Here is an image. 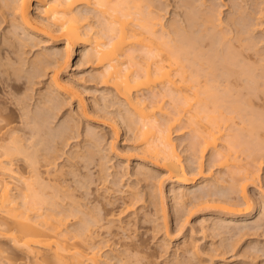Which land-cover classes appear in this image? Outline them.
Listing matches in <instances>:
<instances>
[{"label": "bare ground", "instance_id": "obj_1", "mask_svg": "<svg viewBox=\"0 0 264 264\" xmlns=\"http://www.w3.org/2000/svg\"><path fill=\"white\" fill-rule=\"evenodd\" d=\"M32 1L0 0V20L7 26L14 27L13 30L23 31L19 32H22L25 37L18 39L22 47L27 41L31 46L35 45V43L31 44V41L34 42L36 36L39 35L46 36L53 41L62 38L64 54L58 52L56 47L51 53L42 49L43 52L34 53L33 57H29L30 59H22L23 51H20L23 52L22 54L19 53L21 55L19 57H22L21 60L16 58L19 51L17 52L15 48L12 49L13 51L10 50L16 53V55L14 54L15 60L13 56L12 59L9 55L12 53H9V49L8 53L4 51L0 54V92L3 94L0 96V237L8 239L15 248L33 256L35 264H151L149 260H145L144 254H140L143 247H139L140 245L136 241H131L129 244L123 243L127 247L124 253L113 249V245L119 243L118 240H113V237L115 239L127 235L124 237L131 238L129 234H126L128 226L131 225H128L131 220L128 216L132 213V208L135 207L137 201H140L139 197L142 198V196H138V192L129 187V189H125L127 192L124 191V195L115 197L113 200L108 198L109 200L103 201L104 203H100V206H93L96 198L93 197L94 195L92 196L94 199L91 204L89 200L91 195L88 193L89 190L87 191L89 187H83L84 183L82 185L85 180L80 183V187H83L82 191H86L85 193L80 191L83 193L81 199L78 194L80 200L77 199V193L76 196L74 195L76 191L72 192L76 187H71L73 188L71 189L69 186L71 183L68 184L67 176L73 175L68 172L73 169L66 170L67 165L65 164L69 155H66L65 163L59 161L61 152H59L60 155L58 153V156L57 152L60 151V148L58 147V149L56 144L59 141L64 143H61L62 147L60 146L63 150V147L68 145V140L75 137L69 136V132L65 131L67 130L65 119L63 124L66 127L63 128L65 130L62 129V125L59 126V123L56 125L58 127H55L54 124V126L50 125L62 107L77 97V116L79 117L78 114H81L90 122L97 121L91 113L96 114L102 110L95 106L90 109L86 107L84 98L80 96L82 93L76 94L77 92L67 89L68 87L60 80L59 73L69 64L75 45H80L79 53L87 61L95 60L99 63L100 70L97 77L100 78L102 84L112 85L117 95L126 101L130 113L129 121L131 120V124L132 121L134 122L133 125H129L130 129L134 128V131L135 129L138 131L136 137L143 142V150L152 157L153 163L163 167L172 181L180 185L179 189L181 188V190L177 194L179 199L193 193L190 194L193 196L190 198L191 201L187 202L188 204L192 207L205 204L207 208L212 207L219 210L222 215L225 213L226 217L223 218L225 223L228 222L227 220L250 214L251 211H246V207L237 208L239 203L236 201H231L223 196L214 198L211 195L215 192L212 194L211 191H208L211 193L209 194L207 191H203L213 186L211 182L210 186H208L209 182L206 184L202 182L203 185L201 184L200 188L196 189L197 191L193 190L194 192L190 191L189 193L184 190L186 189L184 187L194 184L196 179L205 180L208 177L203 169L204 161L201 158L210 150L217 164L227 167L228 175L232 180L236 172H243L241 178L245 179L251 173V170L241 164L240 159L234 153L246 150L249 157L253 152V155L256 156L255 149L252 151L253 148L250 147V149L249 145L252 143H254L253 147L258 145V137L255 139V136L258 135L256 131L264 128V121H262L264 119L261 120L258 114L250 113L249 99L236 97L238 95L236 86L244 88L249 97L258 91L264 95V83L260 81L261 84H259L260 79L264 81V78H261L264 74L257 73L260 68L264 70L261 63L262 58L258 56L262 53L259 52L257 55L261 59L259 62V58H256V62H259L258 65L254 59L257 54L254 52L258 49L253 50L255 47H251L253 43L249 37L253 27L249 31L248 26L246 28L245 24L239 21L242 24L240 26L237 24L239 22H236L238 19L236 20V17L234 18L232 15L225 20L218 16L214 17L216 9L213 10L214 8L208 4L206 6L203 0V2H197L204 7H200L201 9H196L198 5L196 3L193 6L192 0H184L182 2L184 6L182 8L185 10L184 16L181 19L180 17L177 20L172 19L167 22V25L162 23L160 18L158 19V15L154 16L155 12L152 11V8H158L155 6L157 4L154 0H35L39 10L36 18H33L30 13ZM152 3H154V7L149 8ZM210 4L212 5V3ZM187 9L189 10L186 11ZM218 13H220L219 10ZM94 18L96 21H90ZM260 24L262 23L260 22ZM224 26L227 27L225 28L227 34L222 30ZM231 29L235 32L234 35ZM11 30L9 31L11 32ZM16 33L11 34L15 35ZM228 33L233 37H229ZM4 38L6 37L4 36ZM246 41L248 44L245 43ZM3 43L5 42L3 41ZM20 44L18 45L21 46ZM87 45L90 46L88 49ZM9 47L11 48V46ZM249 47L253 48L252 52L248 50ZM244 50L254 54V57L252 55L254 64L245 63L246 57L243 58L244 62L240 59L246 53ZM247 59L252 61L248 56ZM24 65H27L31 71L29 70L30 73L28 72L29 74L26 76L27 85L22 83L26 86L29 84L25 89H30L27 91H31V93L24 92L23 96L17 97L15 91L21 88L19 85L22 84H19L21 78L19 73H22L21 70L26 71L27 69L22 68ZM254 65L258 69L254 68ZM47 67L53 69L52 73L48 74L47 81L45 84L42 83L43 86L34 89L39 81L37 78L46 76ZM253 69L256 70V74L260 75V78L253 73ZM201 78L204 79L203 82H201ZM255 78H258V85L254 81ZM241 88L239 91L242 90ZM144 89L148 91L149 96L138 94ZM33 90H35L34 94ZM164 98L169 101V108L164 107L161 103ZM147 99L150 100L149 104L146 102ZM223 109H227L230 113L248 111L250 118L247 119L249 121L247 125L250 128L246 129L247 132L242 133V127H236L233 133L223 135L219 121L229 119ZM13 112L19 113L16 114L17 120L14 119L15 115V117L10 116ZM18 122L20 125L17 124ZM182 122H186V125L190 127L194 138V150L200 158L197 160V177L188 175L173 142L172 131ZM115 123L111 127L117 134L118 126ZM70 129L68 124V130ZM255 133L257 134L251 137ZM218 140L222 141L221 147H218ZM256 140L258 141L255 142ZM48 141L56 143L54 145L57 148L55 149L56 153L50 146L52 142L48 146ZM77 144L73 145L77 149L75 148L71 152L70 159L83 157L81 158L83 160L90 149L83 152ZM64 152L63 155L67 153ZM74 161L77 162L75 159ZM75 163L72 162V164ZM87 163L83 165L89 166ZM72 164L71 166H73ZM104 164L106 163L102 161L100 171L109 169ZM103 165L106 167L103 168L104 170H102ZM148 170H144V174L150 173ZM103 173L100 172L98 176L103 175L104 180L111 174L107 175L108 172L105 171L106 176ZM146 176L148 177V175ZM114 181H112L113 184L117 182ZM87 182L86 184H88ZM80 187L77 186V190L81 189ZM85 188L87 189L85 190ZM104 189L107 188L104 187ZM241 196L243 203L248 205L250 201L246 192L242 191ZM150 197H152L151 194ZM173 197L176 198V196ZM150 199L151 202L155 200ZM160 200V205L164 206L163 200ZM117 201L120 202L119 206L121 205L118 211H116ZM151 202L148 203L152 205ZM156 204L157 202L153 203L155 207ZM188 204L184 205L189 206ZM138 207L140 206H137L136 209ZM161 208V211L165 209ZM162 215L166 223L165 211L162 212ZM124 217L127 219L124 220ZM220 221L222 220L220 219ZM220 221L218 220L219 224ZM218 222L216 221V224ZM217 225L215 226L218 227ZM219 226V230H217L218 228L216 230L220 233L224 227L221 229V225ZM237 230L240 231V229ZM192 245L194 244L192 243ZM104 247L107 249L104 250ZM111 251L113 252L111 253ZM1 252L0 249V254ZM222 253H226V251ZM2 261L0 259V263ZM5 261L6 264H14L8 259Z\"/></svg>", "mask_w": 264, "mask_h": 264}, {"label": "rangeland", "instance_id": "obj_2", "mask_svg": "<svg viewBox=\"0 0 264 264\" xmlns=\"http://www.w3.org/2000/svg\"><path fill=\"white\" fill-rule=\"evenodd\" d=\"M183 1L184 0H178V1L177 0H154L155 4H157L155 6H158V8L154 7L153 5L154 3H152V6L149 8L154 7V9L152 8V11L154 10L155 12L154 16L158 15V19L160 18L161 19L160 21H162V23L167 25L168 24L167 22L171 21L172 19L177 20L179 17L181 19L184 16L185 10L183 9L184 6L182 5ZM198 1L200 3L202 0H194V1L192 0L191 4L195 6ZM203 1H205L206 6L208 4V6L210 5L212 8H214L213 10L216 9L214 12V15L215 13L216 15L214 17L218 16L225 20L227 17L232 15L234 16V18L236 17L235 18L236 20L238 19V21L236 22L240 21L242 24L244 23L246 28L248 26L247 29L249 31L251 27H253L251 30L252 33H250L252 37L251 36L249 37H250L251 43H253V45L251 44V47L252 46L253 48L255 47L254 49L253 48L252 49L254 51L258 49V51L256 50L254 52L255 54L257 52V54L254 57V54L251 53L253 50L250 49L249 47L248 50H250L251 52L244 50L246 53L243 52L244 53L243 57L241 56L242 58L240 57V59H242L243 61V58L245 59L246 57L247 59V56H248V58H251L252 60L254 57L255 62H256L257 59L260 57L262 58V62L259 61L261 60L260 58L258 59V61L262 63V66H264V55H262L264 54V0H258V1L257 0H203ZM159 2L162 4V6H160L161 4ZM210 3H212V5ZM197 5H198L197 6L198 8L196 9H199L200 7L204 8L203 6H200V4L198 3ZM255 5L257 6L255 7ZM37 6H38V3L35 0H33L32 9L30 12L33 18L37 17V13L39 11ZM89 10L92 11V9L90 8ZM188 10L189 9H187L186 11ZM218 10L220 13L217 14ZM151 14L153 15V12ZM90 21L92 22L96 21V18L91 19ZM240 22L237 24L241 26L242 24ZM260 22L262 24H260ZM6 26L7 24L0 20V54L1 52L3 53L4 51H6L5 53H8L7 51L8 49L10 53L13 51L12 49L15 48L17 49L16 50L17 52L19 51L17 53L18 57L16 53L12 52L11 54H9L11 55V58L13 56L14 60H15V57L19 58L20 60L22 57H23L22 59L24 58L30 59L29 57L31 56L33 57L34 53L38 54L39 53L38 51L41 52L42 49L43 51L46 50L47 53L48 51L49 53H51L54 47H56L55 49H58V52L64 54V47H62V43H63L62 38H57L53 41L52 39L46 36L39 35V36H36V40L34 42L31 41V44L35 43V45L31 46L30 42L27 41L25 43L23 42L24 44L22 47L18 39H23L25 37L22 33L23 31L15 30V29L14 31L12 29L14 27H11L9 25L7 27ZM245 26L243 25V27ZM225 28L227 27L224 26L222 30L225 31ZM9 30H11V32ZM231 30L234 35L235 32L233 31V29ZM17 31L18 32L22 31V32L18 33ZM11 33L13 34L16 33V34L13 35ZM230 35L229 37H233L232 34ZM4 36L6 38H4ZM18 36L20 37L18 38ZM3 41L5 43H3ZM245 43L248 44V41H246ZM18 44H20L21 46H19ZM9 46H11V48ZM17 47H21V48H17ZM89 47L90 46L87 45L86 48L88 49ZM80 48H81L80 45L74 46L70 59H69V64L67 65V67H65L64 70H61V72L59 73L60 80L62 81L63 84H65L68 87L67 89L75 93L77 92L76 94L82 93L80 96L84 98L86 105H87L86 107H88L89 109L92 107L93 108L100 107L102 110H100L96 114L91 113L93 114V118H95L97 121L90 122L89 120H86V118H84V116H82L81 114H78L80 115L78 117L76 114L78 113V110H77L78 105L76 101L77 97H74L69 104L62 107V109L59 111L60 113H58L55 119L52 120L50 125L52 126L55 125V127H58L56 125L60 124L59 126L62 125L61 126L62 129L66 128L63 126L64 119H65V125H67V128H66L67 130L65 129L63 130L68 131L69 133L68 132L67 133L69 134V136L71 137L75 136V137L74 138L70 137L71 139L68 140V143H67L68 145L66 144L67 145L66 147L63 145L64 146L63 150L61 147H62V144L64 143L60 142L58 139H56V141H59L57 144L55 142L53 144L52 141H48L49 142L48 146L52 142L50 145L52 147V150H55L58 147L60 148V149L58 148L60 151L57 150L58 151L57 155L59 152H61V159H59V161H61L60 163L62 162L65 163V160L67 159V156L69 155L68 156L69 159L67 160L70 161L69 162L70 164L68 165L67 164L68 161H67L65 165H67L66 170L73 169L72 171L68 170V172H71L73 175L69 174L67 176V180L69 182L68 184L71 183L69 185L70 188L76 187V189H74L73 191L71 190L73 188H71L70 190L72 192L76 191L74 195L77 193L76 194L77 199H79L78 198L79 195L81 199L82 194H83L82 192L84 193L86 192V191H82L83 187H89V189L85 188V190L86 189L87 191L89 190L88 193L89 195H91L89 196V200L91 201L90 202L91 204L93 203L92 199L96 198L94 199L93 206L94 205L100 206L101 205L100 203H104L103 201H106L109 199L113 200L115 197L124 195L125 194L124 191L127 192L126 190L129 189V187L130 189L132 187L133 188L132 190H135V192H138L139 194L138 196H142V198L139 197L140 201L138 200L136 203V205L140 207L136 209L137 206L135 205V207L132 208L134 212L132 211V213H130L128 216L129 219H131L129 220L130 223L128 225L130 224L131 225L128 226L129 227L127 228L128 230L126 229L127 230L126 234H129L131 238L124 237L127 235H123V237H117L115 239L113 237V240L119 241V243H116L115 245L112 244L113 249L114 250L117 249L118 251L124 253L127 247L126 245H123V243L129 244L131 241L132 242L136 241L138 245H140L139 247H143L142 248L143 250L141 251L140 254L141 255L144 254V256L146 257L145 260H149L151 264H264V218H262L264 217V215H262L264 214V210H262L264 209L262 208V206H264V128H260L262 130L259 129V131H256L258 132V135H256L257 133H255L251 136L253 137L256 135L255 139L256 137H258V140L260 142L258 140L255 141V142L258 141L257 146L255 145L253 147L254 143L251 142L253 144L252 145L250 144V141H254V140L252 139L250 140V138H247L248 140H250L249 148L250 147L253 148L252 151L255 149L254 151H256V156L253 155L254 154L253 152L250 155L252 158L249 157L248 152L246 150L244 152L236 151L234 153L235 155H237L238 159H240L241 164L246 166L248 170H251V173L248 176V178L246 179L241 178V175L243 172H236L232 180V178H230L228 175L227 167L219 166L214 158V155L211 153V150H210L201 158L204 161L203 169L205 170V174L208 177L205 180L202 178L196 179L194 184L186 185V187H184L186 189L183 188L185 191L187 190V193H189L190 191L191 192L197 191L198 190L197 188L198 187L200 188L201 184L203 185L204 182L205 184L206 182H209L208 186H210V184L212 183L211 185L213 186H210L206 190H203V191H207V192L211 191V193L215 192L214 194L212 193L213 195H211L214 198H218L219 196L229 198L231 201H236L239 203V206H237V208L242 209L246 207L247 208V209L245 208L246 211H251L250 212L251 215L250 214L241 215L242 218L241 216H239L233 220H227L228 222L225 223V220L223 219L226 217L225 213H223L222 215L221 214L222 212H220L219 210L214 209L212 207L207 208L205 207V204H200V205H197L196 207H192V205L188 204L187 202H190L191 201L190 198H192L193 196L190 194H193V193L187 194L188 197L186 196L185 198H182V199L178 198L177 194L181 190V188L179 189L180 185L172 181L171 177L168 175V173L165 171L163 167L153 163L154 160H152V157H150L148 153L143 150V145H142L143 142L140 141L138 137H136L138 131H136V129L134 131V128L130 129L129 125H133L134 122L132 121V124H131V120L129 121L130 118L128 117H130V113H129L128 104L123 98L117 95L116 90L112 85L102 84L100 78L97 77L98 76L97 74L100 70L99 63H97V61L95 60L87 61L84 58V56L79 53ZM20 51L24 52V53L22 52L23 53L22 57H19V55L22 54ZM259 52H261L262 54H259ZM246 59H245V63L252 65L254 60L248 61L247 59L248 61L247 62ZM14 60L12 61L14 62ZM259 62H256V63L258 64ZM256 65H254L255 66L254 68H256L259 64L257 66ZM22 68L26 69L27 65L26 66L24 65ZM47 68H46L47 71H45V73L47 72L46 76L45 77L41 76L40 78H37V80L39 79V81H37V84L36 86H34L35 87L34 89H37L38 87L43 86L42 83L45 84L48 78V74L52 73L53 69L51 67L50 68L47 67ZM29 70L31 71L30 68L26 69L27 72L25 70L24 71L21 70L22 73H19L21 78L18 77L20 78L19 79L20 83L18 82L19 84H21L22 82L25 84L27 83L26 76L27 74L30 73ZM259 70L262 72H260ZM259 70H257V73L259 72L260 75L264 74V70H262V68H260ZM255 72L256 70L253 71V73ZM255 74H253L254 77L260 76L259 74H256L255 76ZM261 78H264V75H262ZM257 79L258 78L254 79L255 83L257 82ZM203 81L204 79L201 78V82ZM260 81L264 83V81H262L261 79L259 80V82ZM259 82H257V85ZM261 82L259 84H261ZM23 83L21 85L18 84L21 88L16 89L17 91H15V94L17 95V97L23 96L24 92H27V94L31 93V91L30 92L27 91L30 89H25L26 87L29 86V84L28 86H26L27 84L25 85ZM237 83L239 82L237 81ZM236 88L238 89V95L236 96L237 98L238 96H240V99H244V98L249 99V104H250L249 106L252 110V111L250 110V113L251 114L253 113L256 115L258 114L261 117V120L264 119V98H262V96L264 95H261L262 93L257 90L258 92H255V94H251V96L249 97V94H247V91L244 88H241L240 86H236ZM239 88H241L242 90L239 91ZM34 93H35V90H33V94ZM138 94L149 96L148 91L145 89L139 91ZM0 96H3L1 92H0ZM146 102L147 104H149L150 100L147 99ZM161 103L163 104L164 107L169 108L170 104L167 98H164L163 102ZM29 108H33V107H29ZM223 110H224L223 111L224 114H226L227 117H229L228 120L221 119L219 121L220 123L219 126L221 128V132L223 135L226 133H233L234 132L233 130L236 127H242V131H241L242 133L245 132L247 128H250L249 125H247L249 123L247 119L250 118L248 111L243 110L242 112L230 113L229 111H227V109H223ZM15 111H17L16 108H15ZM13 113L10 116L12 117L14 115L16 116L17 112H15L14 114ZM259 116L257 117L260 119ZM16 118L17 116L14 119ZM113 123L117 124L118 126L117 134H115L112 130L111 125ZM17 124H19V122ZM68 124H69V129L71 128L70 130H68ZM21 127H24V126L21 125ZM73 129H74V132H73ZM95 137H97L98 139H96ZM172 138H173V142L176 145V151L178 155L180 156L182 164L185 167L186 171L188 172V175L197 177L198 176L197 160L199 158V155L194 150L195 148L193 144L194 143L193 133L190 127L186 125V122H182L180 126L177 125L173 129ZM218 141H219L218 147H221L220 145L222 141L221 140H218ZM77 143H80V144H77ZM55 144L57 145L56 146L57 148L54 146ZM76 144L79 145V147L81 148L83 152L84 150L85 152H87L90 149L88 153H86V157H84L83 160L81 159L83 157L81 158L79 157L80 160L78 158L77 159L74 158L75 160H77V162L74 161L73 158L70 159L71 152L74 151L76 148L73 145H76ZM82 147L84 148L82 149ZM61 150L67 153L63 155L62 154L63 152ZM55 153H56V150H55ZM89 153L91 154L89 155ZM71 160L73 163L75 162L76 163L72 164ZM102 161L103 163L104 162L106 163L104 165L107 166L109 169L104 170L106 167L103 165L102 170L104 171H100L101 170L100 164L102 163ZM87 162L88 163L90 162V163L88 164ZM86 163L87 165H89L87 166L88 168L83 165ZM71 164L73 166H71ZM69 166H71V168H68ZM148 169L150 170V173L148 172L145 173L146 175H148L147 177L144 174V170L147 171ZM140 170H141V173L139 172ZM98 171H100L101 173L104 172L103 174H105V171H106V173L108 172L107 175H109L110 173L111 174L110 176H108V178L106 177V180H104L103 175L98 176V174L100 173ZM74 173H75V176H74ZM121 176L123 177L120 178L121 179L120 180L119 177ZM145 176L147 179L145 178ZM99 177H102L103 179L102 178L100 179ZM84 180L86 182L89 180L87 182L88 184H86ZM101 180H103L105 183L103 181L101 182ZM113 180L117 181L115 183L116 185L113 184L112 182ZM81 181H84L82 182V185L84 183V185H89V186L83 185V187H80ZM103 185H106L108 187L103 186ZM77 186L78 188L80 187L81 189L77 190ZM104 187L107 189L110 187V189L107 190V189H104ZM120 191L123 193H121ZM242 191H245L249 198L250 203L248 205L243 203V199L241 196ZM174 192L176 193L175 195H174ZM207 192H204V193H207ZM148 193H150L152 197H150V194ZM103 194L105 197L103 196ZM97 195L99 196V198ZM173 196H176V198ZM103 197L106 199H104ZM150 198H152V200L154 199L156 200L157 202L156 207L153 205V203H156L154 202L155 200L151 202ZM147 199H149L150 201ZM160 199L163 200L164 206L160 205V201H161ZM183 201L185 202L183 203ZM148 202L149 203L151 202L152 205H150ZM117 204L118 206L116 205L117 206L116 211H118L120 209L119 207L121 206V205L119 206L120 204L119 201H117ZM184 204L186 205L188 204L189 206H186ZM210 205L211 204L209 203V206ZM160 206L164 207L165 209L163 208L164 210L161 211L162 208ZM248 206L250 209L248 208ZM188 208H191V210H188ZM164 211L166 213L165 215L166 223L164 222V219L162 218L163 216L162 212L164 213ZM259 215L262 216L260 219H259L260 217ZM123 219L126 220L127 218L124 217ZM220 219L222 221H220ZM218 220L220 221V224ZM216 221L218 222L217 224L221 225V229L223 227L227 228V229L223 228L221 230L222 232L224 231L223 233L221 231L220 233L219 231H217L219 230L220 226L216 224ZM115 223H118V222L115 221ZM215 225H217L218 227H216ZM216 228L218 229L216 230ZM231 229H234V230H231ZM237 229H240V231ZM226 230H227V234H226ZM103 235H107V234H103ZM192 243L194 245H192ZM191 246H192V249H191ZM0 249L2 250L0 254V259L3 260L0 264H6L5 260L7 259L12 261L14 264H35L33 256L28 255L24 253L23 251L15 248L8 239L2 236L0 237ZM103 249L105 250L107 249V247H104ZM225 251L226 253H222ZM106 252H109V251H106ZM112 252L113 251H111V253Z\"/></svg>", "mask_w": 264, "mask_h": 264}]
</instances>
